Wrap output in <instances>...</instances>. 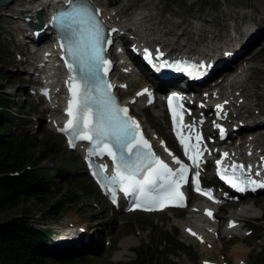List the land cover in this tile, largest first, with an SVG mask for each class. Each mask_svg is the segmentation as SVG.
Segmentation results:
<instances>
[{
  "label": "rangeland",
  "instance_id": "rangeland-1",
  "mask_svg": "<svg viewBox=\"0 0 264 264\" xmlns=\"http://www.w3.org/2000/svg\"><path fill=\"white\" fill-rule=\"evenodd\" d=\"M97 1L105 6V10L108 12H112L117 7H126V15L123 20L128 23L133 22L132 19L136 14L143 11L149 13L153 10L158 16L154 14L156 19L149 22L148 26L151 28L165 26L168 40L180 32L181 38L185 37L193 26H198L200 33L204 32L210 38L215 39L216 35V39L219 38L221 42L224 39H229L226 37L232 34L233 28L244 25L259 27L261 36L248 50L249 54H244L247 58H253L250 62H246L253 65V70L246 77L244 100L245 102L255 100V102L251 107H246L244 111L240 112V114L245 113L243 117L247 118L246 122H253L259 127V121L264 120V0ZM10 6L11 4L0 7V10H9ZM5 13H7L6 16L0 14V71L6 79L0 82V86L3 88L2 93L10 100L9 107L14 108L13 110L9 109L10 113L6 118L9 116L11 118L8 119L5 126L14 136L26 135L40 142L39 148L32 152V160L40 159L35 166L36 170L47 178L53 179L50 184V193L53 196L46 197L43 201L27 199L14 209L0 211V223L20 217L35 228L48 231L52 249L57 257L54 256L57 258L56 260L60 259L63 262H77L78 258L85 257V260L90 262L89 264H142V261L138 259L139 256L146 257L144 264H199L202 257L216 264L220 261L226 264H235V254H242L241 258L244 264H258L259 261L255 255L258 253L257 250L264 246V231L260 228L264 227V196L246 198L219 211L216 221L220 229L226 222L227 215L236 216L234 213L240 205L252 206L258 215L250 213L236 216L243 225L237 233L238 236L229 240L219 238L217 245L221 248L218 247L206 254L201 253L202 248H199V245L185 239L180 227H173L175 219L186 223V219L190 215L187 211H169L159 215H126L109 210L107 204L89 181L79 155L76 152L68 151L61 136L49 129L47 121L51 119L53 112L49 113L48 110H45L42 100L29 96L32 92L30 88L35 86L29 87L30 82H26L23 71H28L31 68L20 61L24 57L23 61L30 64L31 59L27 58L30 52L24 51V48L27 49L24 44L28 43L29 39L26 42L24 40L18 42L19 36L10 32L16 23L8 19L10 15L8 11ZM154 22H156L155 26H153ZM134 39H139V37ZM214 39L213 42L216 46L227 43V41L219 43L218 39ZM214 55L220 56L218 52H215ZM236 68H241V64L230 65L229 70L221 74L222 78ZM220 82L210 88H218ZM254 106L256 109L253 110ZM158 110L140 111V108L135 109L147 129H153L163 135L165 122L163 117L157 114ZM256 110H258L257 113H255ZM11 114H15L16 119ZM256 131L255 129L254 132ZM244 133L239 134L241 142L247 137ZM262 140L264 142V138L258 142L261 143ZM44 146H48L47 149ZM58 172L66 176V179H60ZM56 203H60L62 207L55 218L42 215L49 206L55 207ZM68 229L73 232L80 230L78 235L79 237L81 234L83 237L86 236V244H79V237L77 236L76 239V234L71 237L72 241L69 243L61 241L58 237L59 233ZM246 231H250L251 234L245 236ZM128 237L134 240V244L124 250L127 254L120 257L122 260L114 262V254L123 250L120 248L121 241ZM164 240L165 245H162ZM236 247H239L242 253L235 251ZM139 253H145L146 256L139 255Z\"/></svg>",
  "mask_w": 264,
  "mask_h": 264
},
{
  "label": "snow or ice",
  "instance_id": "snow-or-ice-1",
  "mask_svg": "<svg viewBox=\"0 0 264 264\" xmlns=\"http://www.w3.org/2000/svg\"><path fill=\"white\" fill-rule=\"evenodd\" d=\"M66 3L67 7L58 10L51 18V23L59 29L61 39L64 41L61 48L67 57L65 64L69 72L65 81L68 89L65 114L68 119L58 130L68 136L70 147H74L77 140L88 141L91 145L90 155H107L111 159L112 174L103 176L107 168V165H103L98 167L95 175L102 177L98 183L107 189L114 204L118 188L125 196H134L137 207L148 205L145 210H151L157 205L169 206L174 202V206H183L178 202L184 199L180 187L182 182L186 183L188 180V167L171 152L168 154L172 157L173 163L179 165L175 170L156 156L152 146L143 137L139 124L128 115L127 107L120 106L112 95L113 85L107 80L110 62L104 56L105 45L111 41L110 36L106 35L103 22L99 19V10L93 9L90 0H66ZM228 55L231 53L226 52L225 56ZM145 58L153 59L147 50ZM158 66L169 65L163 62ZM176 67L177 71L187 72L189 76H202L206 75L212 66L200 63L195 71L191 68H182L179 64ZM147 91L145 89L143 93L137 95ZM180 99L181 97L175 94L168 97L173 130L184 149V155L192 162L193 167L198 169L200 157L203 155L200 145L202 137L195 133L192 125L183 123V106L177 104L175 108L173 107V102ZM216 107L220 110L223 106ZM214 126L219 127L218 124ZM181 129H186L190 134L182 135ZM224 135V129L220 128L221 138ZM192 140H195V143H191ZM223 155L226 157L228 154ZM215 163L220 178L237 191L264 188V180H255L250 175L251 165L247 166L245 171L244 165L232 163L229 172L227 167H221L222 160ZM199 175V171H196L192 182L195 190L201 192ZM255 175L259 176L260 172L257 171ZM201 194L212 199L209 193ZM206 214L209 217L212 215L207 210Z\"/></svg>",
  "mask_w": 264,
  "mask_h": 264
},
{
  "label": "bare ground",
  "instance_id": "bare-ground-1",
  "mask_svg": "<svg viewBox=\"0 0 264 264\" xmlns=\"http://www.w3.org/2000/svg\"><path fill=\"white\" fill-rule=\"evenodd\" d=\"M9 1H10L9 4H11V6L9 7V10H0V14L1 16H6L7 13L5 12L8 11L10 14L8 19L11 22L16 23V25L12 27L10 30L11 34L18 35L19 36L18 40H24V42H26V40L29 39L28 44H31V46L35 48H39V46L46 44V42H48L50 35H51L49 30L44 29L41 32L40 38H35L31 35L30 29L23 27L24 23L21 20L24 17H28V16L30 17L32 15V9L38 8L39 4L45 3V0H32V1L9 0ZM91 1L96 6V8L100 10L102 18L105 19L107 22L111 21V24L119 28L120 30L118 33V36L115 35V40H113V44H112L113 51H116L117 49L120 48V46L118 45V42H121V47H123L122 42L123 41L126 42L127 39L132 38V37L133 38L139 37V39H136V40L133 39L137 43H144V42L154 40L162 44L166 49H168L171 52L176 51V52L187 53L190 55H202L205 57H214L215 52H218V54L221 55L222 52H227V51L232 52V50H234L233 52L239 51V54L237 56H233L232 60L227 63V69L230 65L232 66V64H235V63L241 64V68H236L232 72L228 73L221 80L220 86L216 88L215 91L208 93V96L217 93V94L224 95L225 96L224 99H227L230 97V95H232L234 102L238 98H242V102L238 103V108L236 109L238 110L239 118L234 119L232 126H236L237 124H239L240 126H242V128L239 129L240 131H243V130L249 131L251 130V128L256 126L255 123L253 122H246L247 118L243 117L245 113L240 114V112L244 111V108L246 107L247 108L251 107L252 104L255 102V100L251 102H245L244 100V96H246L244 95L245 93L244 85L246 84V81H247L246 77L248 73L251 70H253V65L246 63V62H250L253 58H247V56H244V54H249L248 50L255 44L259 36H261V30L259 27L256 28L253 25H244V26H240L237 28H233L231 32L232 34L226 37V38H229L228 40L224 39V41L221 42L220 39L217 38L219 43L220 42L223 43L227 41V43H223L222 46H220L219 44L218 46H216V44L213 42V39H214L213 37L210 38L206 36L204 32H203L204 34L200 33V29L198 28V26L197 27L193 26L190 30H188L189 33H186V36L183 38H181L182 35L178 36V34H175L172 39L168 40L167 39L168 34H166L165 26L154 27V28L153 27L151 28L148 26L149 22H151L153 19H156L154 17V14L158 16V14L155 13L153 10L149 13H146V11H143V12L136 14V16L132 19L133 22L128 23V21L123 20V18L126 15L125 14L126 9H127L126 7H117L112 12H108L105 10V6L101 5L97 0H91ZM61 3H62V0H51V5L53 6L54 5L59 6L61 5ZM49 5L50 4H46L45 7L48 8ZM40 17L42 19L41 22L45 23L46 19L43 13H40ZM155 24L156 22H154L153 26H155ZM222 29H224V27H222ZM156 34L158 35L156 36ZM124 35L126 38H124ZM202 38H205V39L207 38L208 40H205ZM201 39H202V42H201ZM215 39H216V35H215ZM204 43H206V45H204ZM53 45L55 44L54 43L50 44L47 47V51H51V47ZM222 47H224V49H222ZM24 51L26 52L27 49L24 48ZM35 52L36 53H34L33 55H31L30 53L28 54L29 55L28 57H30L31 59L29 63L33 67V69H31V72L33 76L35 73L39 74L37 76L38 78H37L36 84L39 86L38 83L40 80H42L41 86L44 87L48 91V97L47 99H44L43 102H44L45 110H48L49 113L53 112L54 115L51 114V117H50L51 119L48 120L47 123H48L49 129L51 131L53 130L56 132V130L60 128L63 121L65 120V117L60 114L61 110L63 109L61 104L64 103L65 98L63 97V94L60 92V85H59L58 77H57L59 70H57L54 67V65L52 64L53 63L52 61H49L45 64V69L43 71H38L37 67L41 65L40 60H39L40 55H37V51ZM118 60H119V57L116 58L117 63L114 62L113 64L114 74H115L114 79H116L117 81H120L123 85H125L124 90H118V91L122 96L128 97L136 89L141 88L144 85V83L142 80H140L137 77L134 71H132V68L129 67L131 66L129 65L130 63L122 64V61L119 62ZM36 89L38 91V88H35L34 91L36 94H38L36 92ZM234 93H236L238 96H235ZM143 100L144 99L142 98L141 102L139 101L135 105L129 106L133 114H135L133 110H135L136 108L137 109L142 108ZM200 101L202 104H205L208 101V99H203L201 97L199 99H196L194 102H200ZM211 102H212V105L216 107L217 105L221 104L222 100L219 98H216V99L211 100ZM156 103L160 106V102L158 100H156ZM235 107L236 106H232V109L234 110ZM254 109H256L255 106L253 110ZM212 112L215 114H218L219 116L224 115V109L212 110ZM257 112L258 110L255 111V113ZM207 113L208 112H206L205 114ZM157 114L161 116L162 111L158 110ZM262 121L263 120H260L259 123L261 124ZM250 123L252 126H249L246 129L245 126H247ZM248 133L249 132H246V134L244 133L245 136H247ZM252 133L255 134L256 132H252ZM261 139H262V133L261 135L258 134V135H251V136L246 137L242 142L239 143V145L234 147L233 160L235 162L240 161L247 165L257 166L255 167L256 169H258V167L260 168L259 163L262 162L263 168H264V157H263V160L261 161H257V159H251V155L255 154L257 151L256 148H259V146L257 147L255 146V143L258 144L259 143L258 140H261ZM237 152L239 153L238 155H236ZM248 153H250L249 156H247ZM202 203L204 202L201 201L199 204H202ZM191 210L192 211L189 217L186 219V223H184L182 220L175 219L173 221V225L180 227L182 230H184V228L186 227H192V229L195 231L196 235L198 236L196 239V242L201 243L199 245V248H202L201 250L202 254H206V253H209V251L211 250L218 249L219 246L217 245V240L213 239L212 237V234L216 231L215 230V227H216L215 220H213L210 223H204L208 221H205L200 217L202 208L200 207L197 208L196 205H193L191 207ZM250 213H253V215H258V212L255 211L252 206L250 207L248 205L247 206L240 205L235 211L234 215L242 216L240 214L247 215ZM228 219L225 222V226H226ZM237 223H240L239 219L237 220ZM234 232H236L235 228L229 231L224 228L221 231V238H226L228 240L230 238V235L238 236ZM75 233L76 232H73V230H70V229L62 230L61 233H59L58 237H60L61 241L65 240L66 243H69L72 241L71 237ZM200 234L202 235V237H199ZM183 236L185 237L186 240L194 242L192 238H189L186 235H183ZM202 239L204 240V242L201 241ZM133 244H134V240L131 237H128L127 239L122 240L120 243V248L123 250L114 254L113 258H115V260H122V258L120 257L123 254L125 255L127 254L125 253L124 250L128 249ZM235 249H236L235 251H240V253H242L239 247H236ZM69 251L71 250L69 249ZM241 255L242 254H235V257H234L235 264H243ZM203 260L210 261L207 258L202 257V259L199 262ZM220 263L221 261L218 262V264Z\"/></svg>",
  "mask_w": 264,
  "mask_h": 264
},
{
  "label": "trees",
  "instance_id": "trees-1",
  "mask_svg": "<svg viewBox=\"0 0 264 264\" xmlns=\"http://www.w3.org/2000/svg\"><path fill=\"white\" fill-rule=\"evenodd\" d=\"M5 79L0 71V82ZM2 89L0 86V211L14 209L27 199L43 201L44 198L53 196L50 193L53 179L36 170L35 166L40 159L32 160V152L39 148L40 142L26 135L14 136L5 126L11 118H6L9 115L10 100L2 93ZM47 147L44 146L46 149ZM57 174L60 179H66L61 172ZM61 207L60 203H56L55 207L49 206L42 215L55 218ZM54 255L56 256L48 231L35 228L20 217L0 223V264L90 263L85 257L78 258L77 262H63L56 260L57 256ZM255 256L258 264L264 263V246ZM139 260L142 264L145 263L144 258L139 257Z\"/></svg>",
  "mask_w": 264,
  "mask_h": 264
},
{
  "label": "water",
  "instance_id": "water-1",
  "mask_svg": "<svg viewBox=\"0 0 264 264\" xmlns=\"http://www.w3.org/2000/svg\"><path fill=\"white\" fill-rule=\"evenodd\" d=\"M9 3V0H0V6H6ZM25 22L30 26L31 29H40V21H38V24H34L31 22L27 17L24 18ZM39 20V18H38Z\"/></svg>",
  "mask_w": 264,
  "mask_h": 264
},
{
  "label": "built area",
  "instance_id": "built-area-1",
  "mask_svg": "<svg viewBox=\"0 0 264 264\" xmlns=\"http://www.w3.org/2000/svg\"><path fill=\"white\" fill-rule=\"evenodd\" d=\"M31 225V224H30ZM33 226V225H32Z\"/></svg>",
  "mask_w": 264,
  "mask_h": 264
}]
</instances>
